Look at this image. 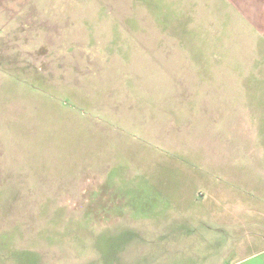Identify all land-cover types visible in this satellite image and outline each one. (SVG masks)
I'll use <instances>...</instances> for the list:
<instances>
[{
    "label": "rangeland",
    "instance_id": "1",
    "mask_svg": "<svg viewBox=\"0 0 264 264\" xmlns=\"http://www.w3.org/2000/svg\"><path fill=\"white\" fill-rule=\"evenodd\" d=\"M228 7L0 0V264H129L184 194L204 251L264 259V102Z\"/></svg>",
    "mask_w": 264,
    "mask_h": 264
},
{
    "label": "crops",
    "instance_id": "2",
    "mask_svg": "<svg viewBox=\"0 0 264 264\" xmlns=\"http://www.w3.org/2000/svg\"><path fill=\"white\" fill-rule=\"evenodd\" d=\"M228 8L232 10L233 18H236L231 21L230 32L232 34L239 32V37L247 40L248 51L246 54L250 59H247V63H243V70L247 75L245 81L252 77L249 76V73H256L254 78L260 93V101L264 102V0H230V7ZM232 38H235V35ZM239 116L236 119L244 122L245 115L240 113ZM257 121L256 164L257 168H261L264 167V109L258 112ZM244 127L245 124H241L240 128H226L225 135H237L242 138V141L247 142L248 135L251 133L247 129L248 127ZM169 199L172 202L168 201L169 206H164L158 214L160 217H166L162 218L160 222L150 225L151 230L160 231V235L151 234L153 239L146 240L152 243L151 245L147 244V246L151 248L155 246L157 247L156 250L145 254L144 257L131 258L129 264H246L242 260L248 256L233 259L223 256L218 257L211 255V252L209 254L208 250L204 251L206 245L207 248L210 247L211 249L218 243V240L215 239L216 237L206 236L208 241L201 235V226L191 224L200 211L199 206L195 203L201 202L202 199L192 194L170 197ZM186 200H191L192 204L189 205L183 202ZM167 216L172 218L183 216V220L180 219L176 225L173 224L174 220H169ZM204 228L207 232H215L213 226L204 225ZM196 233H198V237ZM169 236L172 239L171 241L167 238ZM182 242L186 244L185 247L181 246ZM149 247L146 249L148 250ZM202 250L204 254H202ZM262 250L264 248L260 251ZM187 252H191V256L186 257ZM250 264H264V259L261 262Z\"/></svg>",
    "mask_w": 264,
    "mask_h": 264
}]
</instances>
